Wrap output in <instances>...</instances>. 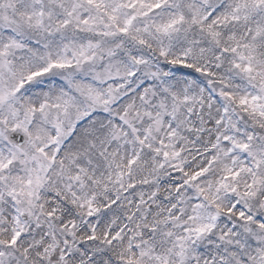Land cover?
<instances>
[{
    "label": "snow or ice",
    "instance_id": "snow-or-ice-1",
    "mask_svg": "<svg viewBox=\"0 0 264 264\" xmlns=\"http://www.w3.org/2000/svg\"><path fill=\"white\" fill-rule=\"evenodd\" d=\"M0 264H264V0H0Z\"/></svg>",
    "mask_w": 264,
    "mask_h": 264
}]
</instances>
